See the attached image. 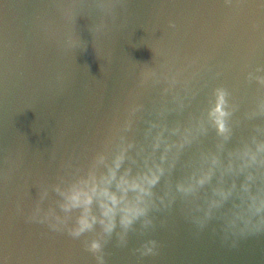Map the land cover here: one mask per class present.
<instances>
[{
  "label": "water",
  "instance_id": "1",
  "mask_svg": "<svg viewBox=\"0 0 264 264\" xmlns=\"http://www.w3.org/2000/svg\"><path fill=\"white\" fill-rule=\"evenodd\" d=\"M257 69L264 0H0V264H97L85 245L98 238L105 264H264V230L241 233L225 219L249 172L252 192L264 189V167L224 172L230 161L239 168L236 153L254 136L264 141V114L253 115L264 102ZM221 87L232 111L227 141L207 121ZM124 149L121 174L165 169L152 225L137 221L126 245L119 225L110 238L99 224L73 238L80 211L60 208L56 186L105 174ZM213 156L221 163L212 180L193 196L178 192ZM233 183L232 198L201 227L214 189ZM38 203L41 216L54 208L66 218L61 231L29 220ZM151 240L157 254L141 256Z\"/></svg>",
  "mask_w": 264,
  "mask_h": 264
},
{
  "label": "clouds",
  "instance_id": "2",
  "mask_svg": "<svg viewBox=\"0 0 264 264\" xmlns=\"http://www.w3.org/2000/svg\"><path fill=\"white\" fill-rule=\"evenodd\" d=\"M257 71H264V69H257ZM255 79L259 84L264 85V76H257ZM214 97V102H211V106L207 111V121L215 128L217 134L227 141L232 134L229 126L232 115L228 100L229 92L222 87L216 88ZM259 114H264V102L260 103L258 110L253 113V115ZM200 130L206 131L207 129L202 124ZM179 131V128L173 130L174 133ZM189 132L190 130H186L182 142L178 145L179 148L182 149L185 143L191 142L187 134ZM162 142L163 133H160L156 137L155 147L159 148ZM252 145H255V147ZM252 145H245L243 149L238 150L236 153L241 160L238 169L235 163L230 161L224 172L233 173L238 171L243 173L253 166L264 167V141L258 140L254 136ZM172 147L173 145L166 144L165 155L161 157L162 160L167 158V152ZM220 147L222 149L223 145H220ZM126 151L127 149H124L116 156L113 165L109 166L105 174L97 176L95 171H90L87 176L81 177L67 189L56 186L55 190L63 197L62 202L59 204L60 208L65 213H70L73 210L80 211L75 225L68 229L69 235L73 238H79L86 232L94 231L97 224L100 225L103 236L110 238L119 225L122 229V232L119 233V242L121 245H126L127 234L137 221H143V228L152 225L153 221L149 218V213L153 207H159L154 200L153 188L164 175L165 169L162 165L157 164L136 175L131 174V169L121 174L119 170L126 158ZM99 159L103 161L104 158L100 157ZM220 163L219 157L213 156L211 158L212 167L198 177L194 175L187 183H178L176 186L177 191L185 197L195 195L200 188L212 180L215 168ZM255 178L252 172L248 173L239 194L241 202L234 205L230 216H225L229 228L236 229L239 225H243L239 229L241 233L257 234L264 230V189H260L257 193L252 192V182ZM235 190V183L231 188L220 187L214 189L216 198L210 200L203 218L198 220L201 227L212 218L215 210L222 208L232 198ZM46 196L47 189L41 194V202ZM160 202L165 207L168 206L164 197H160ZM42 211L43 209L38 203L30 214L29 220L48 223L52 230L61 231L62 226L67 222L66 218L57 215L54 208H49L43 216L40 215ZM156 247V241L151 240L137 251L140 252L141 256L156 255ZM103 248L104 243L99 238L93 239L85 245V250L93 254L97 264H105Z\"/></svg>",
  "mask_w": 264,
  "mask_h": 264
}]
</instances>
